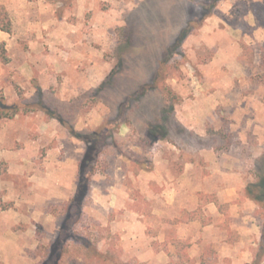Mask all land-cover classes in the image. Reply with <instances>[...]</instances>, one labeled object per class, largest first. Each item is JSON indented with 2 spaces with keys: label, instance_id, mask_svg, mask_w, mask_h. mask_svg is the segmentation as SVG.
I'll return each mask as SVG.
<instances>
[{
  "label": "rangeland",
  "instance_id": "374dc122",
  "mask_svg": "<svg viewBox=\"0 0 264 264\" xmlns=\"http://www.w3.org/2000/svg\"><path fill=\"white\" fill-rule=\"evenodd\" d=\"M0 10V264H264V0Z\"/></svg>",
  "mask_w": 264,
  "mask_h": 264
},
{
  "label": "trees",
  "instance_id": "16d2710c",
  "mask_svg": "<svg viewBox=\"0 0 264 264\" xmlns=\"http://www.w3.org/2000/svg\"><path fill=\"white\" fill-rule=\"evenodd\" d=\"M1 10H0V15H1ZM0 29L4 31H9L10 30V22H5L3 23V18L0 16ZM18 107L13 106L11 108L4 107L3 105L0 104V116L2 117H12L16 113H18ZM150 134L154 136L157 132L161 133L162 125L159 123L156 125H150ZM76 135L86 141L87 149L85 150L83 154V158L79 164L78 167V192L76 194V199L80 200L83 195L85 194L87 187H88V177H86L84 174L86 173V167L91 163L96 161L97 155L93 153V148H94V143L96 142V139H91L89 136H83L78 133ZM155 138V137H152ZM246 192L247 194L253 198L256 201H264V162L261 168L256 172L255 174V179L251 182H249L246 185ZM255 262H252L250 264H254ZM256 264V263H255Z\"/></svg>",
  "mask_w": 264,
  "mask_h": 264
}]
</instances>
